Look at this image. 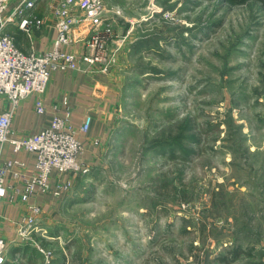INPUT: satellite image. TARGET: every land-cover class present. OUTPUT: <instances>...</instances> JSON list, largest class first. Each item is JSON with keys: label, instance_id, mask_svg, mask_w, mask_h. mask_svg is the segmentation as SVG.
Returning <instances> with one entry per match:
<instances>
[{"label": "rangeland", "instance_id": "obj_1", "mask_svg": "<svg viewBox=\"0 0 264 264\" xmlns=\"http://www.w3.org/2000/svg\"><path fill=\"white\" fill-rule=\"evenodd\" d=\"M234 2L104 0L115 123L34 264H264V0Z\"/></svg>", "mask_w": 264, "mask_h": 264}, {"label": "built area", "instance_id": "obj_2", "mask_svg": "<svg viewBox=\"0 0 264 264\" xmlns=\"http://www.w3.org/2000/svg\"><path fill=\"white\" fill-rule=\"evenodd\" d=\"M10 0H0V97L8 103V109L0 114V145L8 143L14 153L32 154L35 159L34 171L26 175L25 163L9 160L0 164V204L8 190L7 176L18 180L22 185L20 200L24 203L39 193L49 191L50 176L56 171L59 176H81L89 168L79 161L83 146L80 134L88 132L91 117L86 116L77 129L70 122V114L52 117L49 126L40 133L22 138H10V124L19 104L28 97L34 98V110L44 114L43 97L54 72L87 71L97 66L101 72H108V48L113 43L112 18L107 16L104 0H48L54 19L57 36L52 50L45 53H23L12 38L4 33L7 25H16L25 33L39 30L44 25L30 10L35 9L37 0H21L12 10L7 11ZM85 26L83 38H72V32ZM73 42L82 43L88 51L77 56L61 49ZM67 181L59 188L69 189ZM59 191L55 195L59 194ZM41 208L29 206V214L21 219L19 233L25 235L39 220ZM8 243L0 238V264H5ZM43 253V251H42ZM44 264H50L44 255Z\"/></svg>", "mask_w": 264, "mask_h": 264}, {"label": "crops", "instance_id": "obj_3", "mask_svg": "<svg viewBox=\"0 0 264 264\" xmlns=\"http://www.w3.org/2000/svg\"><path fill=\"white\" fill-rule=\"evenodd\" d=\"M21 0H10L6 13L12 10ZM37 18L42 19L44 25L41 29H32L25 33L15 25H7L4 33L9 35L15 46L23 53H45L54 47L57 36L54 29V19L51 14L48 0H37L35 9L30 10ZM85 26H79L72 32V38L86 34ZM65 52H72L81 56L88 51L82 43L73 42L70 46L61 47ZM111 71L101 72L97 66L87 71H61L54 72L50 84L43 97L45 113L37 114L34 110V98L28 97L16 108L10 124V138H22L40 133L46 129L53 116L70 114V122L77 129L86 116L91 117L89 130L80 134L79 139L85 147L82 161L94 162L99 155V145L104 142L114 125V91L111 86ZM8 103L0 97V114L8 109ZM98 144V145H97ZM11 160H18L26 165V175L33 173L35 159L32 154L25 152L14 153L8 143L0 145V164ZM7 183L13 188L8 190L0 204V238L8 243L5 264H34L29 248L25 242L27 235L18 233L21 219L29 214V206L36 205L47 213H58L67 194L59 188L68 180V176H59L53 171L50 176L49 191L39 193L28 202L20 200L19 194L23 191L21 182L12 179L9 175ZM71 182V181H70ZM76 181L71 182L74 186ZM19 190L20 193H16ZM59 191L58 195H55ZM62 193V194H61ZM61 194V195H60ZM22 247V248H21ZM24 247V248H23ZM35 264H39L35 263ZM44 264V261H43Z\"/></svg>", "mask_w": 264, "mask_h": 264}, {"label": "trees", "instance_id": "obj_4", "mask_svg": "<svg viewBox=\"0 0 264 264\" xmlns=\"http://www.w3.org/2000/svg\"><path fill=\"white\" fill-rule=\"evenodd\" d=\"M225 1H227V2L229 1L230 4L235 3L234 0H225ZM235 257H236V254H235Z\"/></svg>", "mask_w": 264, "mask_h": 264}]
</instances>
